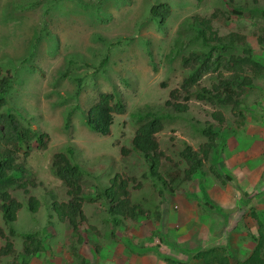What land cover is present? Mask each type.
<instances>
[{
  "label": "rangeland",
  "instance_id": "1",
  "mask_svg": "<svg viewBox=\"0 0 264 264\" xmlns=\"http://www.w3.org/2000/svg\"><path fill=\"white\" fill-rule=\"evenodd\" d=\"M230 3L248 10L255 7L252 0H0V77L9 82L0 112L12 113L23 127L48 136L44 148H32L26 157H19L24 173L6 188L10 198L21 206L15 213L14 236L8 234L0 216V228L13 242L16 255L22 242L19 234L31 228L45 232V221L53 228L52 236L42 242L43 255L32 264H142L143 258L126 254L124 239L139 247L152 246L157 239L148 244L144 236L158 226L165 236L151 251L172 256L169 264L177 259L199 264L191 259L195 250L216 242L229 248L232 264L246 257L253 246L249 233L255 231L251 210L264 222V157L258 156L264 149V72L251 76V88L240 89L246 106L243 119H233L228 110L221 111L230 120L218 125L210 117L214 107L190 100L182 118L162 123L154 137L157 148L169 159L165 164L175 165H171V172L176 176L172 183L175 194L162 198L165 212L160 225L151 218L154 212H150L154 203L160 204L157 198L155 201L157 191L151 187L153 179L142 158L130 151L135 132L130 114L147 106L154 109L163 105L185 75L180 65L182 54L171 59L166 56L177 27L186 18L215 13L210 23L212 30L221 36H246L255 58H260L264 66V44L261 48L256 42L261 33L260 18L248 10L235 16ZM156 4H166L169 9L160 25L149 13ZM257 7H263L262 0H257ZM183 24L185 27L187 23ZM232 52L240 53L213 50L211 57L220 60ZM212 82L213 78L206 76L200 85L209 87ZM100 93L117 96L124 109L122 114H112L105 136L87 128L85 122L87 110ZM203 127L219 130L215 143L220 148L213 157L221 160L215 161L214 168L223 177L215 179L208 172L209 159L202 168L206 179L184 176L182 180L184 164L179 151L184 146L196 150L205 141L199 129ZM69 148L72 155L66 156L82 168L81 189L91 198L85 197L83 202L78 232L57 222L51 207L53 202L68 198L66 187L52 175L51 162L56 154L66 153ZM224 148L231 149L230 154H222ZM238 150L244 154H238L241 161H234L231 168V154ZM251 150L253 154L247 157L246 151ZM258 166L261 168L254 170ZM114 175L126 183L129 205H139L143 212L138 218H123L116 226L109 220L107 203L96 196L109 186ZM258 190L263 194L255 197ZM166 193L162 188L161 194ZM29 198L37 201L34 218L27 210ZM173 205L177 209H172ZM183 214L186 220L181 219ZM149 219L156 226L147 224ZM230 225L240 230L246 227L248 239L238 229L230 230ZM86 228L92 233L91 241L76 245ZM94 241L96 250L103 247L99 257L92 251ZM73 246L77 258L71 253ZM138 246H133L135 253ZM0 264L9 263L0 258ZM151 264L164 263L152 254Z\"/></svg>",
  "mask_w": 264,
  "mask_h": 264
},
{
  "label": "trees",
  "instance_id": "2",
  "mask_svg": "<svg viewBox=\"0 0 264 264\" xmlns=\"http://www.w3.org/2000/svg\"><path fill=\"white\" fill-rule=\"evenodd\" d=\"M253 1L255 7L249 11V14H255L261 20L259 26L261 33L256 38L257 44L261 47L264 44V6L257 7V0ZM229 7L231 14L235 16L248 10L232 3L229 4ZM168 10L166 4H156L149 9V13L151 18L158 20L160 25L168 17ZM214 17L215 13L209 17H188L177 27L176 37L171 44L169 55L166 57L171 59V57L174 58L176 55L182 54L180 65L186 71L179 87L168 93V99L163 105L154 109L147 106L130 114L135 125L130 151L135 156L142 158L151 177H156L170 193H172V183L176 176L171 172V165H175L173 163L165 164V162L169 163V159L157 148L154 138V135L161 131L162 123L174 118H182L187 112L186 103L190 100L204 102L214 107L215 110L210 114V117L218 124L226 121V118L229 119V117L223 116L221 111L228 110L230 116H239L243 110L244 114L246 106H244V98L240 89L251 88L253 84L251 76H258L264 72V66L260 63V58H255L256 53L250 49L246 36L237 33L218 35L216 31L212 30L210 24ZM184 22L187 23L185 27H183ZM206 48L208 50H205ZM213 50H238L240 53L232 52L218 60L212 59ZM206 76L213 78L209 87L200 85V81ZM8 83V80L0 77V107L5 104L4 95ZM122 112L123 105L117 96L100 93L98 100L89 107L85 122L90 130L100 136H105L112 124V114H121ZM204 128L199 129H202L201 133L205 137V141L198 146L196 151H193L189 146H184L179 151L178 155L185 165L182 170V180H184V176L203 178L205 176L202 173L203 164L209 159V173L215 179H221L220 174L214 168L216 158L211 156V153L216 150L215 139L219 137V133L217 129ZM46 140L45 134L23 128L14 114L7 111L0 112V215L7 225H10L9 222L14 220V214L20 207L6 191L7 186L19 181L24 173L20 163L16 162L17 155L21 153L26 156L32 148L43 147ZM65 152L54 156L51 170L52 175L61 180L66 187L70 199L67 203H54L53 208L58 219L65 221L75 232L77 231V219H82V216L75 217V215L79 213L82 200L79 180L83 170L78 164L71 163L66 156V154L72 155L71 149H67ZM160 173L167 178V183L160 179ZM262 194L258 193L256 196L259 197ZM97 196L110 205L107 213L109 219L114 223H118L115 215L129 218L141 214L138 208L132 204L129 205L125 185L116 175L109 180V186ZM36 205L37 202L30 198L29 209L35 210ZM257 215L256 211L251 210L250 216L255 221V234H249V239L254 243L253 248L250 254L237 264H264V222ZM8 233L13 234L11 227L8 228ZM76 241L77 243L81 242L80 238ZM38 246L34 241V235H24L22 253L25 256H34ZM3 249L10 252L11 245L6 244ZM73 255L77 257L74 249ZM163 257L169 262L167 256ZM191 259L199 264H230L227 248L221 245L197 248Z\"/></svg>",
  "mask_w": 264,
  "mask_h": 264
},
{
  "label": "clouds",
  "instance_id": "3",
  "mask_svg": "<svg viewBox=\"0 0 264 264\" xmlns=\"http://www.w3.org/2000/svg\"><path fill=\"white\" fill-rule=\"evenodd\" d=\"M263 1V0H262ZM252 2L254 3V1L252 0ZM257 2V1H256ZM263 6H264V1H263ZM253 9V8H252ZM250 10H248V12H249ZM121 101V100H120ZM122 103V102H121ZM122 105H123V103H122ZM88 111V110H87ZM123 111H124V109H123ZM87 113V112H86ZM123 113V112H122ZM121 113V114H122ZM113 114H116V113H113ZM119 115V114H118ZM86 116V115H85ZM233 119H235V118H240V119H243L244 118V115H243V110H242V113H241V115H239V116H231ZM230 119H228V118H226V121H223L222 123H227L228 121H229ZM221 123V124H222ZM234 124V123H233ZM218 125H220V124H218ZM237 125H239V124H237ZM22 126V125H21ZM87 126V125H86ZM23 127V126H22ZM23 128H26V127H23ZM88 128V127H87ZM26 129H29V128H26ZM29 130H31V129H29ZM235 130V129H234ZM32 131H34V130H32ZM37 132V131H36ZM37 133H39V132H37ZM218 133H219V130H218ZM40 134V133H39ZM41 134H44V133H41ZM157 134V133H156ZM238 134H241V132L240 133H238ZM46 135V134H45ZM47 136V135H46ZM236 137V142H237V145H239V142H238V136H235ZM155 138V137H154ZM226 141H230V139L229 138H227V140ZM48 142V136H47V140H46V142L43 144L44 146H45V144ZM44 146L43 147H36V148H44ZM218 148H220V146H219V144L216 142V150H215V152L214 153H216L217 152V149ZM69 149H71V148H69ZM198 149V148H197ZM196 149V150H197ZM196 150H193V151H196ZM230 150L231 149H226V148H224L223 149V151H222V154H223V152H225L226 154H230ZM31 151V150H30ZM29 151V152H30ZM71 151H72V149H71ZM28 152V153H29ZM218 152H221V150L219 149V151ZM214 153H211V156H213L214 155ZM264 149L262 148V152H259V155L258 156H263L264 157ZM236 154H240V155H243L244 153L243 152H241V151H237V153ZM246 156L247 157H249L248 156V154H250V156L253 154L252 153V150H251V153H248L247 151H246ZM28 155V154H27ZM26 155V156H27ZM57 155V154H56ZM233 154H231V156H232ZM20 156H22V157H26V156H24V155H21V153H19L18 155H17V160H16V162H18V159H19V157ZM216 158V162H220L221 160L220 159H218L217 157H215ZM257 158V157H256ZM19 163V162H18ZM52 163V162H51ZM73 163V162H72ZM184 164V163H183ZM20 165H21V163H20ZM146 165V164H145ZM262 165H264L263 163H262ZM147 166V165H146ZM21 167H22V165H21ZM80 167V166H79ZM23 168V167H22ZM81 168V167H80ZM185 168V165H184V167L181 169V171L183 170ZM259 168H261L260 166H258V167H256V168H254V170H256V169H259ZM82 169V168H81ZM147 171H148V168H147ZM217 171V170H216ZM209 172V171H208ZM53 173V172H52ZM203 173V172H202ZM217 173H218V171H217ZM204 174V173H203ZM218 174H220V173H218ZM148 175H149V177L151 178V179H153V181L151 182V187L153 188V189H155L156 191H157V195L155 196V201H156V198H157V200H158V202L160 203L159 205L158 204H155L154 203V205H153V207H152V209H151V211L150 212H154L153 213V215H152V219H154L155 220V222H156V224L157 225H160L161 224V222L159 221V220H161L163 217H162V214H164V208L162 207V205H161V203H163V201H162V198H163V196H165V195H169V196H171V195H173V194H175L174 192L175 191H171L172 193H170L168 190H167V187L166 186H163L160 182H159V180L158 179H156V177H151V175H150V172L148 171ZM206 175V174H205ZM117 176V175H116ZM159 177H160V179H162V180H164L166 183H167V178H165V176L162 174V173H160L159 174ZM206 176H204L203 178H205ZM220 177H223V175H221L220 174ZM119 178V177H118ZM195 178H198V177H195ZM199 179V178H198ZM206 179V178H205ZM222 179V178H221ZM59 180V179H58ZM119 180H121V179H119ZM61 183H62V181L61 180H59ZM122 183L125 185V191H126V183L122 180ZM79 185H80V180H79ZM80 188H81V185H80ZM162 188H164L165 190H166V194H161V190H162ZM81 190V193H82V200H81V202H80V207H79V213H76V215H75V217H79V215L81 216L82 215V212H81V208H82V205H83V202H84V200H85V197H87V194H86V196H85V194L83 193V191H82V189H80ZM258 193H263V192H260V190H258L257 192H255L254 193V196L255 197H258V196H256V194H258ZM65 194L68 196V198H67V200L65 201V202H61V203H67L68 201H69V199H70V196L67 194V192L65 191ZM253 195V194H252ZM97 196V195H96ZM161 196V197H160ZM88 198V197H87ZM126 198H127V192H126ZM30 199V198H29ZM33 199V198H32ZM88 199H90L91 200V198H88ZM258 199V198H257ZM256 199V200H257ZM241 200H243V201H245V199H241ZM37 202V201H36ZM245 202H247V201H245ZM18 203V202H17ZM55 202H53L52 203V210H53V214H54V216H55V218H56V220H57V222H59V223H66L65 221H62V220H59L58 219V217H57V215H56V213H55V211H54V208H53V204H54ZM61 203H56V204H61ZM19 204V203H18ZM169 204H172V202L171 203H169ZM107 205H108V209L110 208V205L107 203ZM131 205V204H130ZM134 207H136V208H138L139 209V211H140V215L139 214H136L134 217H136V218H138V217H141L142 215H143V212H142V209H141V207L139 206V205H136V204H132ZM219 205H221V204H219ZM19 206H20V204H19ZM160 206H161V211L159 212V209H160ZM209 206V205H208ZM21 208V206L19 207V209ZM18 209V210H19ZM36 209H37V205H36ZM30 210L29 209V206H28V208H27V210H28V212H29V214H31V215H33V218H34V215L36 214V211L37 210ZM172 209H177V207L175 206V205H173L172 206ZM18 210H16V212L18 211ZM108 211V210H107ZM15 212V213H16ZM159 212V213H158ZM209 213H206L205 215H208ZM227 213H224V215L225 216H227L226 215ZM178 214L177 213H175L174 212V214H173V216H175V217H177L178 218V216H177ZM1 216V215H0ZM225 216H223L222 215V217H225ZM115 217H116V219L118 220V223H114V222H112L110 219V222L114 225V226H116V225H118L121 221H122V219L124 218V217H122V216H120V215H115ZM134 217H129V218H134ZM243 219L244 218H246V217H244V215H242L241 216ZM251 217V216H250ZM83 218V217H82ZM202 218V217H201ZM16 215L14 214V220L12 221V222H9L10 223V225H7V224H5V222L3 221V224H5V226L7 227V232H8V228L9 227H11L12 228V230H13V234H12V236H14V234H16V229H15V222H16ZM50 219L51 218H49L48 220L50 221ZM125 219H127V218H125ZM203 219V218H202ZM252 219V218H251ZM253 220V219H252ZM42 222V221H41ZM253 222H254V224H255V221L253 220ZM67 224V223H66ZM147 224H149V225H151V226H156V225H154V223L149 219L148 221H147ZM42 225H43V227H44V231L45 232H42V231H40L39 229H36L35 231H31V229L30 230H28V231H24V232H22V233H20L19 234V236H21L22 237V242H21V244H20V249H19V252H18V255H16V252H15V250L13 249V242H10L8 239H6V237H5V235H4V233H3V231H2V229H1V231H2V235L0 236V240H3L4 241V243H1L0 242V258H3V259H6L7 260V262L9 263V264H12V263H15V264H32L33 263V261L34 260H38L39 258L38 257H40V256H42L43 255V253H40V250H41V247H42V242H44V241H49V238L52 236V229L53 228H51V225H49L48 223H46L45 221L42 223ZM67 226L69 227V225L67 224ZM159 227V226H158ZM158 227H155L154 229H152V230H149L148 231V233L144 236L145 237V239H144V241L146 242V243H148V244H151L152 242H153V239H157V242L154 244V245H152V246H147V247H139L138 245H132L129 241H127V240H125L124 239V242H126L127 243V248H126V254H130V255H134L135 256V259H136V257L137 258H139L140 260L142 259V264H151V256H152V254L157 258V259H160V261H162L164 264L166 263V264H169V262H167L166 260H165V257H163V256H161V255H158V254H156L155 252H153V251H151V247H158L159 246V244L163 241V238H164V236H165V234L164 233H161L160 232V227L158 228ZM167 227V226H166ZM231 229L230 230H232V229H234L235 231H237V229H238V231L237 232H239V233H243L244 235H245V237L248 239V232L246 231V227H244L245 229L244 230H240L239 229V227L238 226H233V225H230L229 226ZM228 227V228H229ZM71 228V227H70ZM91 229V228H90ZM88 230H89V228H88ZM88 230H87V228L85 229V233H82V232H80V236H79V238H80V240H81V242L80 243H77V241H76V245H80L81 243H83V245H86L87 244V242H88V240H90L91 241V239H92V233H88ZM170 230V229H169ZM171 231V230H170ZM236 232V233H237ZM37 233H38V236H39V234H40V237H38L37 236ZM9 234V233H8ZM28 234H31V235H34V241H36L37 242V244L39 245L38 246V249H37V253L34 255V256H31V257H29V256H25L23 253H22V245H23V242H24V235H28ZM250 234V233H249ZM254 234H255V231H254ZM253 233H252V235H254ZM10 235V234H9ZM11 236V235H10ZM134 238V237H133ZM135 239V238H134ZM96 241H94L93 242V244L95 243ZM249 242H251L252 243V245H254V243L249 239ZM6 244H10L11 245V251L9 252V251H5L4 249H3V247L6 245ZM112 244V242L109 244V245H111ZM212 245H221V246H225L226 248H227V246L225 245V244H222V243H218V242H216V244L215 243H213V244H208V245H206V246H212ZM133 246H138L137 248H136V250H139L137 253H135V251H134V247ZM206 246H203V247H200V248H204V247H206ZM97 247H98V245L97 244H94V246H93V254H94V256L95 257H99V253H98V251L99 250H103V247H101L99 250H96L97 249ZM199 248V249H200ZM252 248H253V246H252ZM251 248V249H252ZM2 249V250H1ZM71 249H72V251H71V253H73V249H74V252L76 253V255L78 254L77 253V251H76V249H75V246H73V247H71ZM251 249L247 252V255H246V257L250 254V252H251ZM227 251H228V253H229V261H230V264H232L231 263V253H230V251H229V248H227ZM170 256V255H169ZM169 256L167 255V257L169 258ZM170 257H172V256H170ZM245 257V258H246ZM77 258V257H76ZM245 258H243L242 260H244ZM100 259V258H99ZM242 260H240V261H242ZM194 261V260H193ZM240 261H237L236 262V264L238 263V262H240ZM79 263H85V264H88V263H90L89 261H87V262H85V261H78ZM179 262H180V264H185V262L184 261H182V260H179V259H177V260H174V264H179ZM195 262H197V261H195ZM78 263V264H79ZM198 263V262H197Z\"/></svg>",
  "mask_w": 264,
  "mask_h": 264
},
{
  "label": "crops",
  "instance_id": "4",
  "mask_svg": "<svg viewBox=\"0 0 264 264\" xmlns=\"http://www.w3.org/2000/svg\"><path fill=\"white\" fill-rule=\"evenodd\" d=\"M231 158H232V160L230 159V161H229V165L231 166V168H234V166H235L234 161L239 162V161H241V160H240V158L238 157V154H234V155H232ZM181 219H182V220H186L187 217L183 214V215L181 216ZM230 253H231V252H230Z\"/></svg>",
  "mask_w": 264,
  "mask_h": 264
}]
</instances>
